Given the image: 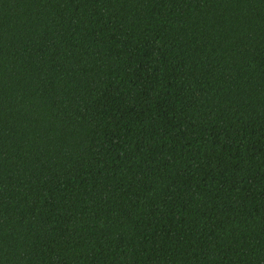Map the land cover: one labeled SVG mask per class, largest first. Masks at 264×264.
<instances>
[{"label": "trees", "instance_id": "trees-1", "mask_svg": "<svg viewBox=\"0 0 264 264\" xmlns=\"http://www.w3.org/2000/svg\"><path fill=\"white\" fill-rule=\"evenodd\" d=\"M0 264H264V0H0Z\"/></svg>", "mask_w": 264, "mask_h": 264}]
</instances>
